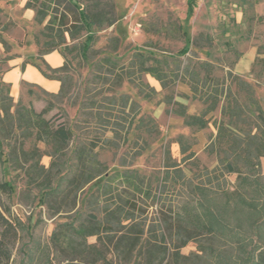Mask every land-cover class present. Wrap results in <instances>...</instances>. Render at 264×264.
<instances>
[{"label":"trees","instance_id":"1","mask_svg":"<svg viewBox=\"0 0 264 264\" xmlns=\"http://www.w3.org/2000/svg\"><path fill=\"white\" fill-rule=\"evenodd\" d=\"M25 7L35 11L34 21L42 26L34 36L40 63L33 64L45 78L61 83L59 93L40 91L67 98L74 62L91 67L74 123L47 119V108L38 113L32 105L19 104L14 109L10 87L0 80V165L8 163L25 172L39 203L55 209L52 217L75 211L79 194L97 183L87 198L91 211H75L72 222L59 223L52 234V243L66 253V260L95 264L106 261V254L114 248L123 264H155L154 256L167 252L171 255L162 264H264V108L255 88L234 76L226 89L207 62L182 67L178 59L160 58L140 48L122 60L119 36L110 38L107 49L95 48L98 35L92 29H109L118 22L113 0H27ZM54 51L64 59L61 68H51L43 60ZM182 52L189 53V47ZM145 75L165 90L177 82L191 88L193 99L205 105L203 111L191 115L185 104L175 103L174 113L195 132L208 128L210 115L221 107V119L213 121L218 133L208 149L216 154L218 165L213 170L203 168L201 182L195 184L171 161L165 178L187 195L167 212L146 175L133 169L110 173L100 160L101 149H120L132 133L139 155L158 139L156 119L142 114L130 95L119 93L128 83L152 99L157 91L144 81ZM28 93L35 95L33 89ZM171 102L169 97L167 103ZM41 143L46 151L39 149ZM178 143L184 155L189 153L185 159L195 157L185 137ZM45 155L51 158L49 167L41 164ZM228 175H237L233 189L225 187ZM3 195L9 200L14 197L12 184L4 179L0 181V264H15L17 245L29 229L10 206L1 203ZM149 200L159 206L160 221L145 231L137 213H143L142 204ZM92 236L97 237L96 244L88 243ZM30 237V245L22 248V264H53L50 251ZM189 242L196 243L197 251L184 256L181 250Z\"/></svg>","mask_w":264,"mask_h":264},{"label":"rangeland","instance_id":"2","mask_svg":"<svg viewBox=\"0 0 264 264\" xmlns=\"http://www.w3.org/2000/svg\"><path fill=\"white\" fill-rule=\"evenodd\" d=\"M113 1L118 22L109 29H92V33L98 35L95 48L105 50L110 38L119 36L122 44L118 56L123 57L122 60H128L140 48L148 53H155L160 58L178 59L182 67L210 63L213 66V76L224 81L226 89L230 86V78L233 79L234 76L241 77L253 86L256 97L264 108V0ZM22 3L23 0H0V80L3 73L10 68L6 59L18 56L19 53L16 51L18 47L21 48L29 42L25 47L26 52L30 55L37 52L33 41L42 26L34 20V22L27 20L26 4L22 7ZM178 27L181 32L177 31ZM3 42L6 43V47ZM186 46L189 47V53L183 54L182 50ZM90 72L89 65L81 66L74 62L70 70L73 81L67 98L51 97L35 89L33 90L35 95L31 97L27 94L31 87H26L27 93L18 101H14L13 108H18L19 104L25 107L32 105L38 113L47 108L50 109L47 119L74 123L79 115L78 104ZM144 81L157 91L152 99L144 98L128 83H125L119 93L130 95L141 106L142 114L156 119L160 129L158 139L139 155L140 149L132 143L135 139L132 133L128 143L120 149H101L100 160L107 164L110 173L133 169L139 171L141 175H146L154 189L155 198L160 200V204L166 203L163 210L167 212L171 204H177L182 196L187 195L186 190L176 186L172 179L165 178L164 172L171 161L177 162L195 184L201 182L199 178L203 168L213 170L218 165L216 154H212L208 149L218 133L213 121L221 119V107L210 115L212 123L208 128L195 132L174 113L175 103L185 104L191 115H198L203 111L205 105L193 99L191 88L184 82H177L165 90L160 82L149 75L144 76ZM232 89L235 91V87ZM169 97L172 98V104L167 103ZM182 137L192 145L191 152L195 157L185 159L189 153L184 155L178 143ZM38 147L46 151L42 143ZM50 161L51 158L45 155L41 164L49 167ZM261 172L264 174V159ZM3 179L12 184L14 197L9 200L3 195L1 203L10 206L29 229L28 234H22L23 239L17 245L18 255L15 264H22L25 258L22 248L24 245H30V236L39 241L47 252L50 251L53 264H81L78 261L69 263L66 260V253L56 249L51 238L59 223L72 222L75 211L83 213L91 211L87 198L97 183L89 184L79 194L75 211L61 212L52 217L55 209L39 203L37 190L31 186L25 172L5 163L4 166L0 165V181ZM225 179L227 180L225 187L233 189L237 175H228ZM216 184L214 181L213 187ZM152 201L143 203V213H137L145 231L156 228L160 221L159 206L154 205ZM88 243L96 244L97 237H89ZM113 249L106 254V261L102 260L95 264H123ZM196 251V243L189 242L181 250V254L188 256ZM170 255V252L156 254L155 264L166 263Z\"/></svg>","mask_w":264,"mask_h":264},{"label":"crops","instance_id":"3","mask_svg":"<svg viewBox=\"0 0 264 264\" xmlns=\"http://www.w3.org/2000/svg\"><path fill=\"white\" fill-rule=\"evenodd\" d=\"M27 0H23L22 7L25 5ZM36 13L32 9L25 8V17L28 21L34 22ZM34 42V41H33ZM29 43V42H28ZM18 47L16 50L18 56L10 59L7 63L10 68L6 70L2 75V80L9 85L10 93L14 101H18L22 96L27 93L26 87H31L29 89L43 90L45 92L54 94L59 93L61 88V83L57 80H49L45 78L40 70L36 68L33 63L39 64L38 61V50L35 46L37 52L30 55L26 52L25 47ZM35 45V43H34ZM43 60L51 68H61L65 65L62 55L58 51H54L51 54L45 55ZM29 95V93H27Z\"/></svg>","mask_w":264,"mask_h":264}]
</instances>
